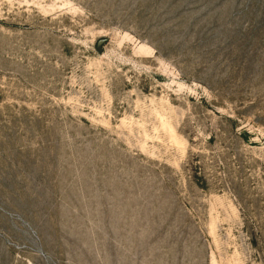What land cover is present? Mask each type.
<instances>
[{"label":"rangeland","instance_id":"rangeland-1","mask_svg":"<svg viewBox=\"0 0 264 264\" xmlns=\"http://www.w3.org/2000/svg\"><path fill=\"white\" fill-rule=\"evenodd\" d=\"M0 264H264V0H0Z\"/></svg>","mask_w":264,"mask_h":264},{"label":"water","instance_id":"water-1","mask_svg":"<svg viewBox=\"0 0 264 264\" xmlns=\"http://www.w3.org/2000/svg\"><path fill=\"white\" fill-rule=\"evenodd\" d=\"M104 41V39H100L99 41H98V43H97V47H100V44H101V42H103Z\"/></svg>","mask_w":264,"mask_h":264},{"label":"trees","instance_id":"trees-1","mask_svg":"<svg viewBox=\"0 0 264 264\" xmlns=\"http://www.w3.org/2000/svg\"><path fill=\"white\" fill-rule=\"evenodd\" d=\"M194 160H195V156L192 155V156H191V162L194 161ZM253 242H254V241H253Z\"/></svg>","mask_w":264,"mask_h":264}]
</instances>
